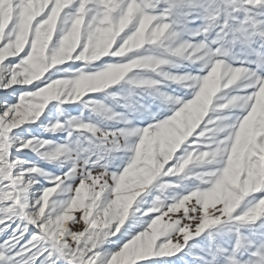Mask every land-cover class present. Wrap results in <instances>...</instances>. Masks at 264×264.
Wrapping results in <instances>:
<instances>
[{
	"label": "snow or ice",
	"instance_id": "1",
	"mask_svg": "<svg viewBox=\"0 0 264 264\" xmlns=\"http://www.w3.org/2000/svg\"><path fill=\"white\" fill-rule=\"evenodd\" d=\"M0 93V264H264V0H0Z\"/></svg>",
	"mask_w": 264,
	"mask_h": 264
},
{
	"label": "rangeland",
	"instance_id": "2",
	"mask_svg": "<svg viewBox=\"0 0 264 264\" xmlns=\"http://www.w3.org/2000/svg\"><path fill=\"white\" fill-rule=\"evenodd\" d=\"M0 95H2V93H0ZM75 114V113H74Z\"/></svg>",
	"mask_w": 264,
	"mask_h": 264
}]
</instances>
